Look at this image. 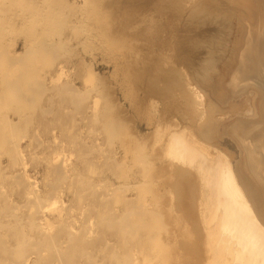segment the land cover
<instances>
[{
    "label": "rangeland",
    "instance_id": "1",
    "mask_svg": "<svg viewBox=\"0 0 264 264\" xmlns=\"http://www.w3.org/2000/svg\"><path fill=\"white\" fill-rule=\"evenodd\" d=\"M216 1L46 0L41 6L38 0H0V24L7 29L0 32V209H10L9 215L1 211L0 224L17 227L1 225L8 246L2 245L0 262L11 264L15 249H23L15 245L24 240V264H119L120 257L125 264H144L140 251L146 245H152L151 264H229L215 226L208 224L199 176L166 155L169 138L181 135L244 169L248 146L241 130L252 97L244 85L229 81L241 60L244 5ZM39 15L44 30L32 23ZM9 146H17L14 153ZM3 174L17 176L8 181ZM121 212L127 214L122 220ZM40 250L55 253L46 258Z\"/></svg>",
    "mask_w": 264,
    "mask_h": 264
},
{
    "label": "bare ground",
    "instance_id": "2",
    "mask_svg": "<svg viewBox=\"0 0 264 264\" xmlns=\"http://www.w3.org/2000/svg\"><path fill=\"white\" fill-rule=\"evenodd\" d=\"M39 1V4L42 6H45V2L46 0H38ZM218 1V0H217ZM216 1V2H217ZM211 2V1H210ZM221 2V1H219ZM241 2L243 3L244 5V18H242L244 20V24H243V28H244V32L242 35V39L240 42L242 45L241 47L239 48V52H240V58L241 60L239 61V64H238V70L236 71V73L233 75V77L231 78V84L230 85H233V86H240V85H244V89H247L250 94L249 96L252 97V107L253 109L250 110V114L248 115L249 117L247 118V120H244V127L243 129L240 128L241 131H243V137H242V141H244V144H247V148H246V155L244 157V169L242 167V172H240L239 169H234L231 164L229 163L228 161V158L227 157H224L223 154H221L218 150V153L214 154V155H211L209 154L207 151H204L202 149V146L199 147L197 145V140H194V143L197 142V143H193L192 140H189V139H186L184 138L183 136L181 137L177 135V131H176V135L177 136H174L172 135V139L170 141V138L168 140V144H167V152H166V155L168 154L169 157L179 163H181L182 165H186L188 167H192L197 175L199 176V179H200V183L202 184V187H203V196L206 198L207 200V207L208 209L210 210V214L208 215V224L211 225L213 224V226H215V229L217 231L216 234L218 235V242L220 243V245H222V253H224V258H229V264H264V0H241ZM212 3V2H211ZM215 3V2H214ZM218 3V2H217ZM216 4V3H215ZM214 4V5H215ZM221 4V3H220ZM219 5L218 8H220L221 6ZM216 5V7L218 6ZM227 5V3L225 4ZM236 5V4H235ZM215 7V8H216ZM224 7V6H223ZM222 7V8H223ZM212 8H213V5H212ZM216 8V9H218ZM214 9V8H213ZM236 9V7H235ZM238 9V8H237ZM219 10V9H218ZM217 10V12H218ZM224 10V9H223ZM220 11V10H219ZM222 11V10H221ZM225 11V10H224ZM235 11V10H234ZM241 11V10H240ZM221 13V12H220ZM229 13V12H228ZM218 14V13H217ZM223 14V12L221 13V15ZM241 14V13H240ZM43 15H39L37 18L38 20H36V22H32V23H40L41 27L43 28V23L45 24L44 22V18H42ZM224 16H225V13H224ZM227 16V15H226ZM229 16V15H228ZM27 17H24L22 18L23 22H25L24 20H26ZM60 18V17H59ZM232 18V17H231ZM47 19V18H45ZM49 19V18H48ZM228 20V19H227ZM47 23H48V20H46ZM242 21V20H241ZM26 23V22H25ZM50 23H51V20H50ZM56 23V22H55ZM49 24V23H48ZM53 25V23H51ZM7 23L5 24V27H6ZM10 25V23H9ZM8 25V26H9ZM49 26V30L53 28V26ZM3 26L4 24H0V32L3 30ZM7 26V27H8ZM46 25H44V28H45ZM230 26V25H229ZM232 26V25H231ZM242 26V25H241ZM6 27V28H7ZM32 27H33V24H29L28 28H31L32 30ZM55 27H56V24H55ZM43 28V30H44ZM233 28V27H231ZM235 28V27H234ZM46 29V28H45ZM89 29V28H88ZM5 30V28H4ZM3 30V31H4ZM7 30V29H6ZM5 30V31H6ZM10 30V29H8ZM99 30V29H98ZM58 31V30H57ZM15 32V31H14ZM45 32V31H44ZM47 32V31H46ZM98 32V31H97ZM229 32H230V29H229ZM2 33V32H1ZM4 33V32H3ZM49 33V31H48ZM7 35V33L5 34ZM99 35V34H98ZM97 36V35H96ZM239 36V35H238ZM99 37V36H98ZM103 39V38H102ZM101 40V38L99 39ZM107 40V39H106ZM104 42V41H103ZM107 42V41H106ZM30 45V44H29ZM31 46V45H30ZM37 47V46H36ZM36 47H34V49H37ZM41 47V46H40ZM41 48H44V47H41ZM33 49V48H32ZM42 50V49H41ZM110 51V50H109ZM39 52V51H38ZM49 54V53H48ZM46 54V55H48ZM56 55V54H55ZM223 56V55H222ZM225 56V55H224ZM238 56V55H237ZM237 59V58H236ZM44 60V59H42ZM53 60V59H52ZM232 60V59H231ZM41 61V60H40ZM232 62V61H231ZM50 63H52L50 61ZM52 65V64H51ZM5 67V66H4ZM51 67V66H50ZM233 68V67H232ZM4 69V68H3ZM6 69V68H5ZM25 70V69H24ZM38 70V69H37ZM43 70V69H42ZM9 71V70H8ZM63 71V70H62ZM5 72V71H4ZM13 73V72H12ZM229 74V72H228ZM227 74V75H228ZM229 77V76H228ZM225 78V77H224ZM223 79V78H222ZM24 80V78H23ZM87 81V80H85ZM223 81V80H222ZM227 81V80H226ZM27 82V81H26ZM25 82V83H26ZM33 82V81H32ZM228 82V81H227ZM244 82V84H243ZM24 83V85H25ZM15 85V84H14ZM23 85V84H21ZM227 85V84H226ZM29 86V84H28ZM59 86V85H58ZM241 86V87H242ZM24 87V86H23ZM205 87V86H204ZM211 87V86H210ZM209 87V88H210ZM216 88V87H215ZM222 88V87H221ZM228 88H231V87H228L227 86V89ZM18 90V89H17ZM22 90V89H21ZM241 90V89H240ZM240 90H237L239 91L240 93ZM245 90V91H247ZM88 91V90H87ZM213 91H215L213 89ZM21 92V91H20ZM244 92V91H243ZM16 93V92H15ZM19 93V92H18ZM238 93V94H239ZM20 94V93H19ZM22 94V92H21ZM20 94V95H21ZM248 94V93H247ZM225 95V94H223ZM14 96V95H13ZM34 96V95H33ZM40 96V95H39ZM230 96V95H229ZM22 97V96H21ZM24 97V96H23ZM36 97V96H35ZM34 97V98H35ZM222 97V96H221ZM231 97V96H230ZM36 99V98H35ZM94 99V98H93ZM96 99V98H95ZM8 101V100H7ZM52 101V100H51ZM225 101V100H224ZM94 103L95 102H98V99L97 101H93ZM92 102L93 106L95 105L94 103ZM248 102V101H247ZM6 103V102H5ZM34 103V102H33ZM53 103V102H52ZM98 104V103H96ZM248 104V103H246ZM5 105V104H4ZM3 105V106H4ZM10 104L7 102L6 103V106L8 107ZM23 106V105H22ZM97 106V105H96ZM240 106V105H239ZM243 106V105H242ZM250 106V105H248ZM246 106V109L247 107ZM6 107V108H7ZM51 107V106H50ZM245 107V105H244ZM243 107V108H244ZM61 108V107H60ZM95 108V106H94ZM93 108V109H94ZM220 108V107H219ZM241 108V107H239ZM249 108V107H248ZM15 109V108H14ZM21 109V108H20ZM11 110V109H10ZM48 110V109H47ZM235 110V109H234ZM49 111V110H48ZM242 111V110H241ZM26 112V111H25ZM44 112V111H43ZM221 112V109L220 111ZM216 113H218L216 111ZM232 113V111H231ZM240 113V112H239ZM237 113V114H239ZM28 114V113H27ZM46 114V113H45ZM48 114V113H47ZM68 114V113H67ZM5 115V114H4ZM42 115V114H41ZM232 115V114H231ZM234 115H235V112H234ZM2 116V115H1ZM238 117V116H237ZM93 118V116H92ZM194 119V118H193ZM212 119V118H211ZM210 120V119H209ZM238 120V119H237ZM94 121V120H93ZM208 121V120H207ZM241 121V119H240ZM243 121V120H242ZM8 122V121H7ZM206 123V122H205ZM76 125V124H74ZM233 125V124H232ZM10 126V125H9ZM5 127V126H4ZM214 127L216 128L215 124H214ZM230 127V126H229ZM198 128V127H197ZM206 128V127H205ZM210 128V127H209ZM209 128H206V129H209ZM214 128V129H215ZM231 128V127H230ZM234 128V127H233ZM188 128H186L185 130H187ZM200 129V128H199ZM202 129L203 126H202ZM205 129V130H206ZM213 129V130H214ZM178 130V129H177ZM211 130V129H210ZM174 131V130H173ZM180 131V130H179ZM178 131V133H179ZM182 131V130H181ZM209 131V130H208ZM7 132V131H6ZM190 132V131H189ZM196 132V131H195ZM235 132V131H234ZM90 133V132H89ZM175 133V131H174ZM203 133V132H202ZM206 134V132H204ZM203 133V134H204ZM210 133V131H209ZM215 133V132H213ZM213 133H211V135H213ZM2 134V132H1ZM173 134V132H172ZM186 134V133H185ZM201 134V133H199ZM216 134V133H215ZM234 134V133H233ZM197 135V134H196ZM210 136V134H208ZM185 136V135H184ZM34 137V136H33ZM206 137V136H204ZM215 137V136H214ZM213 137V138H214ZM14 138V137H13ZM35 138V137H34ZM124 138V137H123ZM195 137H193L194 139ZM37 139V138H36ZM112 139V137H111ZM73 142L76 140H74V137H73ZM213 139H211L210 141H212ZM4 140L2 138H0V143L3 142ZM14 141V140H13ZM21 141V140H20ZM170 141V142H169ZM199 141V140H198ZM8 142H10L8 140ZM214 141L210 142V144H212ZM6 144V142H4ZM12 143V142H10ZM40 143V142H39ZM82 143V142H81ZM202 143V142H201ZM200 143V144H201ZM215 143V142H214ZM13 144V143H12ZM12 144H10V146H12ZM38 144V143H37ZM2 145V144H1ZM8 145V144H7ZM15 145V144H13ZM41 145V144H40ZM111 145V144H110ZM203 145V144H202ZM4 146V144H3ZM10 146H9V153H14L13 152V149H16L15 147H13V149H10ZM73 146V145H72ZM123 146V145H122ZM207 146V145H206ZM204 145V147H206ZM218 146V145H216ZM215 146V147H216ZM7 147V146H6ZM77 147V146H76ZM208 147V146H207ZM206 147V148H207ZM214 147V148H215ZM126 148V147H125ZM212 148V147H211ZM2 148H0L1 150ZM18 149V148H17ZM37 149V148H36ZM217 149V148H216ZM5 150V149H4ZM93 150V149H92ZM207 150V149H206ZM215 149H213L214 151ZM2 152H4L3 150H1ZM0 151V152H1ZM17 151V150H15ZM6 153V152H5ZM53 153V152H52ZM56 153V152H55ZM92 153V152H91ZM4 154V153H3ZM105 154V153H104ZM1 155V154H0ZM13 155V154H12ZM15 155H16V152H15ZM86 155V154H85ZM8 156V155H7ZM14 157V156H13ZM17 157V155H16ZM146 157V156H144ZM150 157V156H149ZM148 157V158H149ZM155 157V156H154ZM168 157V156H167ZM10 158V157H9ZM19 158V157H17ZM34 158V157H33ZM64 158V157H63ZM62 159V158H60ZM130 159V158H129ZM10 160V159H9ZM13 160H16V159H13ZM12 160V161H13ZM108 160V159H107ZM11 161V160H10ZM149 161V160H148ZM19 162V161H18ZM21 162V161H20ZM15 163V162H13ZM61 163V161H60ZM176 163V162H175ZM236 163V162H235ZM12 164V162H11ZM17 164V163H16ZM20 164V163H19ZM13 167L14 164H12ZM49 165V164H48ZM59 166V165H58ZM67 166V165H66ZM11 167V168H13ZM160 167V166H159ZM17 168V167H15ZM59 168V167H58ZM184 168V167H183ZM19 169V168H18ZM63 170V169H62ZM120 170V169H119ZM185 170V169H183ZM5 171H3L4 173ZM56 172V171H55ZM58 172V170H57ZM61 172V171H60ZM1 173V172H0ZM79 173V172H78ZM19 174V173H17ZM58 174V173H57ZM62 174V173H61ZM4 175V174H3ZM60 175V174H59ZM93 175V173H92ZM183 175V174H182ZM5 176V179H7L8 181L9 180H12L14 178H16L17 175H14L12 179H10L12 176ZM130 176V175H129ZM136 176V175H135ZM146 176V175H145ZM6 177H9L6 178ZM59 177V176H58ZM22 178V177H21ZM18 179V178H17ZM56 179L58 180L57 176H56ZM76 179V178H75ZM144 179V178H143ZM25 180V179H24ZM119 180V179H118ZM121 180V179H120ZM13 181V180H12ZM20 181V180H19ZM29 182V181H28ZM49 183V182H48ZM186 183V182H185ZM2 184V183H1ZM23 185V184H22ZM30 185V184H29ZM1 186V185H0ZM24 186V185H23ZM33 186V185H32ZM51 187V186H50ZM54 187V186H53ZM32 188V187H31ZM4 189V188H3ZM24 189V188H23ZM1 190V188H0ZM5 190V189H4ZM57 190V189H56ZM89 190V189H88ZM34 191V190H33ZM137 191V190H135ZM146 191V190H145ZM1 193V192H0ZM98 193V192H96ZM2 194V193H1ZM1 194H0V197H1ZM5 194H6V191H5ZM5 194H3L2 196L5 197ZM51 193H48V195H50ZM83 194V193H82ZM107 193H105L106 195ZM94 195V194H93ZM121 195V194H120ZM150 195V194H149ZM7 196V195H6ZM145 196V195H144ZM153 196V195H151ZM2 199V203H4V205L7 203V200L5 202H3L5 199ZM80 197L77 196V198ZM116 197V196H114ZM47 198V197H46ZM104 198V197H103ZM102 198V199H103ZM111 198V197H110ZM31 198H29L30 200ZM79 199V198H78ZM109 199V198H107ZM138 199V198H137ZM151 199V198H150ZM153 199V198H152ZM28 200V201H29ZM36 200V199H35ZM50 200V198H49ZM80 200V199H79ZM140 200V199H139ZM202 200V199H201ZM37 201V200H36ZM35 201V202H36ZM99 201V200H98ZM105 201V200H104ZM118 201V200H117ZM158 201V200H157ZM10 204H11V201H9ZM34 202V201H33ZM39 201H37L36 203H33L36 204L37 206H39L38 204ZM48 202V201H46ZM45 202V203H46ZM140 202V201H139ZM32 203V202H31ZM41 203V202H39ZM99 203V202H98ZM9 204V203H8ZM9 204V205H10ZM49 204V203H48ZM156 204V203H155ZM3 206V204L1 205ZM7 206V205H6ZM5 206V207H6ZM12 206L14 205H10V206H7L9 208H11L12 210L14 209ZM17 206V204H16ZM23 206V205H22ZM21 206V207H22ZM44 206V205H43ZM61 206V205H60ZM125 206V205H124ZM134 206V205H133ZM149 206V205H148ZM153 206V205H152ZM155 206V205H154ZM4 207V206H3ZM4 207V208H5ZM15 207V206H14ZM20 207V206H19ZM17 207L19 210L22 211L21 208ZM36 207V206H35ZM35 207L33 209H35ZM147 207V206H146ZM16 208V207H15ZM17 208L15 210H17ZM26 208V207H24ZM23 208V209H24ZM30 209L28 210H31V206L29 207ZM38 208V207H37ZM98 208V207H97ZM121 208V207H120ZM123 208V207H122ZM127 208L126 206L123 208V210L129 214L127 212V210L125 209ZM138 208V206H137ZM151 208V207H150ZM1 209H3L1 207ZM0 209V213H1V210ZM7 209V208H5ZM56 209V208H55ZM133 209V207H132ZM8 210V209H7ZM6 210V211H7ZM11 210V211H12ZM38 210H41V209H38ZM85 210V209H83ZM104 210V209H103ZM10 211V209H9ZM9 211L7 212H4L2 211V213H8ZM18 211V210H17ZM25 211V209H24ZM35 210H33L34 212ZM74 211V210H73ZM115 211V210H114ZM113 211V212H114ZM137 212V210H135ZM139 211V210H138ZM19 212V211H18ZM17 212V213H18ZM42 212V211H41ZM81 212V211H80ZM85 212V211H84ZM86 212H87V209H86ZM85 212V213H86ZM132 212V211H131ZM134 212V211H133ZM144 212V211H143ZM12 213V212H11ZM26 213V212H25ZM79 213V212H78ZM82 213V212H81ZM110 213V212H109ZM153 213V212H152ZM10 213H8L7 215H9ZM15 214H16V211H15ZM49 214V213H48ZM84 213H82L83 215ZM104 214V213H103ZM127 214L125 213H122L121 212V220L122 218H124V216H126ZM142 214V213H141ZM160 214V213H159ZM4 215V214H3ZM2 215V217H4ZM6 215V216H7ZM23 215V214H21ZM81 215V217H82ZM98 215V214H97ZM105 215V214H104ZM112 215V213H111ZM116 215V213H115ZM123 215V217H122ZM131 216V214H129ZM5 216V217H6ZM16 216V215H15ZM14 216V217H15ZM101 216H103L101 214ZM114 216V215H113ZM135 216V214H134ZM139 216V215H138ZM11 219H14L12 216H10ZM106 217V216H105ZM110 217V216H109ZM120 217V216H119ZM133 217V215H132ZM131 217V218H132ZM158 217V216H157ZM7 220H8V217H6ZM5 218V219H6ZM91 218V217H90ZM94 218V217H93ZM98 218V217H97ZM102 218V219H101ZM115 218V217H114ZM99 219L102 221L103 220V217H99ZM105 219V218H104ZM138 219V218H137ZM136 219V220H137ZM17 220V218L15 219ZM83 220V219H82ZM94 220V219H93ZM97 220V219H96ZM99 220V221H100ZM114 220V219H112ZM119 220V219H118ZM120 220V221H121ZM124 220V219H123ZM19 221H21L19 219ZM17 222V224L21 223V222ZM25 221L27 222V219L25 218ZM24 221V222H25ZM97 221V222H99ZM100 221V222H101ZM110 221V219L108 220ZM128 221V220H127ZM1 222V220H0ZM29 222V221H28ZM115 222V221H114ZM114 222H111L112 224ZM9 222H6V224H0V229L4 228V227H1L2 226H6L5 228L8 229V227H11V226H8ZM16 221L13 222L14 225ZM23 223V222H22ZM103 223V222H102ZM110 223V222H109ZM129 223V222H128ZM127 223V225H128ZM28 224V223H26ZM30 224V223H29ZM28 224V225H29ZM45 224H48L47 222ZM99 223H96V225H98ZM108 224V222H107ZM115 224V223H114ZM33 225V224H32ZM137 226V224L133 223L132 226ZM8 226V227H7ZM18 226V225H17ZM78 226V224H77ZM131 226V229L134 228ZM20 227H24V226H20ZM19 227V228H20ZM37 227V226H36ZM35 227V228H36ZM60 227V226H59ZM125 227V226H124ZM127 227V226H126ZM12 228V227H11ZM14 228V227H13ZM12 228V229H13ZM17 227H15L14 229H16ZM21 228V229H22ZM46 228V227H45ZM94 228V227H93ZM167 228V227H166ZM213 228V227H212ZM10 229V228H9ZM8 229V230H9ZM11 229L12 233H13V230ZM27 229H30V227L28 226ZM38 229V232L39 234L41 233L39 231V228ZM43 229V228H41ZM60 229V228H57V230ZM64 229V227L61 228V231ZM124 229V228H122ZM137 229V227H136ZM154 229V228H153ZM31 230H32V227H31ZM30 230V231H31ZM45 230V229H44ZM55 231H53V233L56 232V229L54 228ZM67 229H65L66 231ZM87 229H84V231H86ZM126 230V229H125ZM129 230V229H128ZM134 230V229H133ZM159 230V229H158ZM168 230V229H167ZM5 231V230H4ZM23 231V230H22ZM29 231V232H30ZM36 231V230H35ZM59 231V230H58ZM57 231V232H58ZM131 231V230H130ZM2 232V231H1ZM8 231L6 230L5 234L7 233ZM50 232V230H49ZM52 232V231H51ZM50 232V234H52ZM63 232V231H62ZM76 232V231H75ZM90 232V231H89ZM140 232H143V231H140ZM11 233V232H10ZM31 233V232H30ZM68 233L69 235L67 237H69L71 234H70V230L68 229ZM67 233V234H68ZM88 233V232H87ZM87 233H85L87 235ZM133 233V232H132ZM4 234V235H5ZM74 233H72L73 235ZM22 236L21 232L19 234V236ZM25 235V234H24ZM23 235V237L25 238V236ZM31 235V234H30ZM47 235V234H46ZM85 235V236H86ZM94 235V233H93ZM159 235V234H158ZM3 235H0V242H1V246L5 245L6 242L2 239L3 237H1ZM17 236V235H16ZM20 236V237H21ZM49 236V235H48ZM54 235H50V237H53ZM74 236V235H73ZM77 237V235H75ZM90 237L91 234L89 235ZM133 236V235H132ZM140 235H138L137 237H139ZM22 237V238H23ZM45 237V236H44ZM72 237V236H71ZM95 237V236H94ZM121 237V236H120ZM136 237V238H137ZM4 238H7L6 236H4ZM13 238V236H12ZM23 238V239H24ZM29 238V237H28ZM28 238L27 241L29 240ZM32 238V237H31ZM48 238V237H47ZM119 238V237H118ZM33 239V238H32ZM42 239V238H41ZM49 239V238H48ZM75 239V238H74ZM88 239V238H87ZM90 239V238H89ZM156 239V238H154ZM17 240V238L15 239ZM38 240V239H37ZM36 240V243L38 242ZM70 240V243L73 242V239H68ZM66 239V241H68ZM120 240V239H119ZM84 241H85V237H84ZM121 241H124L121 240ZM11 242V241H10ZM16 242V241H15ZM18 243H20L19 241H17ZM16 242V243H17ZM24 240L20 243L21 246L19 245H15V247H23L22 250H24L25 246H27L26 244L28 243H23ZM30 243H32V241H29ZM41 242V241H39ZM51 242L48 241V243ZM62 242V241H61ZM60 242V243H61ZM126 243V239L124 241ZM150 240L147 238L146 242L147 244H150ZM47 243V242H46ZM66 243V242H65ZM88 243V242H87ZM123 243V242H121ZM144 243V242H143ZM25 246H24V245ZM29 244V243H28ZM35 244V243H34ZM40 244V243H39ZM52 244V243H51ZM64 244V242H63ZM108 244V243H107ZM23 245V246H22ZM50 245V244H49ZM57 245H59L57 243ZM66 245V244H65ZM64 245V246H65ZM124 245V244H123ZM122 245V246H123ZM128 245V244H127ZM125 245V246H127ZM2 246V247H3ZM5 246H8V245H5ZM4 246V247H5ZM32 246V245H31ZM34 246V245H33ZM32 246V248H33ZM41 246L38 245V247ZM107 246V245H106ZM2 248L0 249L1 251L4 250L5 251V248ZM15 247L13 249H15ZM16 247V248H17ZM53 248L54 246H49V249ZM105 247V246H104ZM151 247L152 245H146L143 247L142 251H140L143 256V263L144 264H151L152 261H153V258H150L148 256L152 254L151 252ZM214 247V246H213ZM212 247V248H213ZM8 249V247H6ZM11 248V247H10ZM35 248V247H34ZM47 248H48V244H47ZM47 248H44L43 251ZM124 248V247H122ZM13 249L11 250V252L13 251ZM31 249V248H30ZM57 248L54 247V251L56 252V254L58 255L60 249L57 251L56 250ZM126 249V247L124 248ZM157 249V248H156ZM211 249V247H210ZM220 249V248H219ZM10 250V249H9ZM8 250V251H9ZM16 252L14 253L13 252V256L14 257V260L11 264H24L25 261L23 262L21 260V254H25L27 252H23V253H20L22 250L21 248H19L20 250V254L17 253L18 252V248L15 249ZM27 250V247L26 249ZM117 250V249H116ZM160 250V249H159ZM209 250V249H208ZM221 250V249H220ZM43 251H39L40 253L43 252ZM63 251V250H62ZM74 249H73V254H74V258L76 257L75 253H74ZM82 253L83 251H80V249L77 250V253L79 254V252ZM97 251H100V250H97ZM96 251V252H97ZM134 251V249H133ZM34 252V251H33ZM37 252V254L39 253ZM51 252V253H50ZM55 252L52 253V250L51 251H47V253H50V254H54ZM85 252V251H84ZM84 252L81 254V256H83ZM129 252V249L128 251ZM135 252V251H134ZM217 254H218V251H216ZM44 254H46V258H49L48 254L46 252H43ZM42 253V254H43ZM118 253V252H117ZM131 253H132V249H131ZM137 253V252H136ZM139 253V252H138ZM222 253H220L222 255ZM36 254V255H37ZM40 254V256L42 255ZM60 254V253H59ZM72 254V256H73ZM133 254V253H132ZM159 254V253H158ZM168 254V253H167ZM98 255V254H96ZM122 255V254H121ZM135 255V254H134ZM219 255V254H218ZM39 256V255H38ZM62 256V254H61ZM60 256V257H61ZM86 256V255H85ZM84 256V257H85ZM111 256V255H110ZM109 256V257H110ZM123 256V255H122ZM23 257V256H22ZM28 257V256H27ZM31 257V256H30ZM78 257V255H77ZM114 257V256H113ZM161 257V255H160ZM216 257V256H215ZM42 258V257H40ZM90 258V257H89ZM117 258V257H116ZM121 258V259H120ZM120 258H117V259H120V261L122 260V257ZM125 260L128 258L124 257ZM156 258V257H155ZM163 258V256H162ZM44 259V258H43ZM43 259H41V263L42 261H44ZM58 259V262H59V258ZM56 259V260H57ZM131 259V257H130ZM223 259V258H222ZM82 260V259H81ZM110 260V259H109ZM134 260V258L132 259ZM141 260V259H140ZM112 261V260H111ZM116 261H119V260H116ZM120 261H119V264H120ZM123 263L125 264V261L124 259L122 260ZM231 261V263H230ZM1 262H3L5 264V262L3 261V259L1 260ZM0 262V263H1ZM27 262V261H26ZM60 262H61V259H60ZM59 262V264H60ZM134 264H136L135 262L136 261H133ZM132 262V264H133ZM139 262V261H138ZM137 262V263H138ZM141 262V261H140ZM7 263V262H6ZM10 263V262H9ZM55 263H57L55 261ZM62 263V262H61ZM121 263V264H123ZM131 262H127V264H129ZM221 263V261H220ZM30 264V263H29ZM49 264V263H48ZM58 264V263H57ZM140 264V263H139Z\"/></svg>",
    "mask_w": 264,
    "mask_h": 264
}]
</instances>
